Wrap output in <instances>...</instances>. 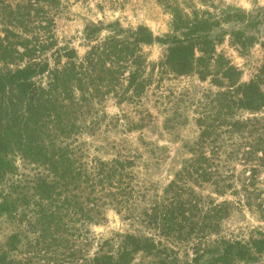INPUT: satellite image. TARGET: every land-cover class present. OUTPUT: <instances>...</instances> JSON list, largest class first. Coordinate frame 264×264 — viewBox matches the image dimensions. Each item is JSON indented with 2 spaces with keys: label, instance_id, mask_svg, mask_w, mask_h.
I'll use <instances>...</instances> for the list:
<instances>
[{
  "label": "trees",
  "instance_id": "16d2710c",
  "mask_svg": "<svg viewBox=\"0 0 264 264\" xmlns=\"http://www.w3.org/2000/svg\"><path fill=\"white\" fill-rule=\"evenodd\" d=\"M6 1L0 0V8L8 14V25L27 33L33 11L40 10H35L33 0H18L16 6ZM34 1L40 8L52 0ZM160 2L173 16L171 36L159 39L147 28L130 31L119 24L109 26L112 34L95 42L84 57L69 48L60 49L52 66L41 57L53 44H32L16 30L6 31L7 36L11 34L23 43H9L7 36L0 35V64L6 68L0 73V219L28 220L26 230L12 234L0 246V264H63L67 257L72 264H80L78 225L85 229L97 224L104 219L108 207L136 208V188L130 170L133 162L121 158L111 162L91 159L81 137L89 130L87 118L93 116L95 104L111 96L120 102H133L145 95L151 82L146 76L147 61L142 51L144 46L156 42L169 46L167 55L156 66L159 74L198 75L202 81L219 78V83L224 81L227 86L214 94L207 104L208 114L197 121L200 135L191 159L165 190L162 203L144 216L167 239L179 240L185 233L187 238L195 239L219 235L197 249L191 262L173 259L170 264H238L264 255V238L247 243L222 237L221 223L227 205L210 202V208L204 210L189 185L223 184V190L232 187L227 179H219L214 169L212 153L228 147L225 137L232 141V154L237 156L240 152L242 165L252 166L251 177L264 165V132L253 138L260 121L241 118L243 113L264 114V92L256 82L242 84L237 68L217 53L220 38L214 37V32L220 21L194 8H185L186 12L169 0ZM234 19L245 24V29L231 33L232 43L245 51L257 41L246 31L257 28L259 22L241 12L224 16V20ZM101 32V28H88L86 38L92 41ZM223 137L221 148L215 151L213 147ZM208 146L212 147L211 152L204 151ZM17 159L40 171L25 186L20 182L7 185L10 178L17 176ZM187 187L194 198H185ZM249 187L250 183L246 189ZM140 254L150 257L164 253L153 239L127 235L121 237L114 254L100 250L83 264H131Z\"/></svg>",
  "mask_w": 264,
  "mask_h": 264
},
{
  "label": "rangeland",
  "instance_id": "374dc122",
  "mask_svg": "<svg viewBox=\"0 0 264 264\" xmlns=\"http://www.w3.org/2000/svg\"><path fill=\"white\" fill-rule=\"evenodd\" d=\"M48 2L39 8V5L32 1L35 10L39 9L40 12L33 11V17L27 24V33H23L24 29L10 27L8 14L0 8L2 13L0 35L5 38L6 31L16 30V34L32 44L37 41H42L46 45L53 44L44 55L45 58L41 57L47 58L51 66L56 51L60 49L69 48L80 58L84 57L95 42L103 41L112 34L111 30L107 29L109 26L119 24L123 29L130 31L147 28L159 39L173 34L172 13L160 0ZM169 2L173 6L179 4L186 12L188 10L185 8H194L200 13L208 14L212 20L220 21L218 29L214 32V37L220 38L217 53L237 68L241 73L242 84L256 82L264 92V0H169ZM6 4L16 6L18 0H7ZM238 12L250 16L251 21L259 22L257 28L246 31L248 36L254 37L257 41L245 51L235 46L231 37L232 32L244 30L245 24L237 22L236 19L224 20V16ZM93 27L101 28L102 32L89 41L85 31ZM7 37L9 43H23L21 39L18 40L11 34ZM168 49L169 46L162 42L143 47L142 53L147 61L145 72L151 86L141 99L133 102L122 99L123 102H120L114 96L108 97L101 104H95L93 116L87 118L89 130L81 137L86 155L91 159L105 162L117 158L133 162L130 170L134 176L137 205L136 208L131 206L128 209L122 206L108 207L102 221L85 229L78 225L79 232L76 234L80 235L77 243L80 254L77 257L80 258V264L94 258L100 250L114 254L121 237L127 235L153 239L161 254L164 253L150 257L140 254L131 264H170L173 259L179 263L191 262L197 249L212 243L219 236L208 234L205 239H195L187 238L185 233L179 240L176 237L167 239L162 237V233L151 226L150 220L144 216L146 211L151 212L155 205L162 203L165 190L191 159L192 150L196 149L200 135L197 121L208 114L207 104L214 94L224 91L221 87L227 86L224 81L219 83V78L209 77L202 81L198 75L174 77L159 74L156 66L167 55ZM18 50L23 52L21 48ZM5 69L4 64H0V73ZM241 118L260 121L255 129L258 132L255 131L253 138L263 134L264 114L243 113ZM224 137L213 147L215 151L221 148ZM225 138L228 147L218 153H212L216 161L214 169L219 174V179H227L232 187L223 190V184L202 187L192 183L189 185L193 195L201 200L200 207L204 210L210 208V202L214 205H227L224 208L226 217L221 223L222 237L249 243L253 239L264 238V165L258 168L254 177H251L252 166L242 165L241 157H238L240 152L237 156L232 154L233 148L230 146L232 141L228 137ZM212 150V147L208 146L204 151ZM16 165L17 176L10 178L7 185L20 182L25 186L40 173L36 167L20 159H17ZM249 183L250 187L246 189ZM220 191L224 193L220 194ZM185 192V198H194L188 187ZM27 221L1 218L0 246L12 234L26 230ZM28 236L30 240L34 239L32 235ZM63 260V264H72L69 257ZM238 264H264V255H255L252 261Z\"/></svg>",
  "mask_w": 264,
  "mask_h": 264
}]
</instances>
